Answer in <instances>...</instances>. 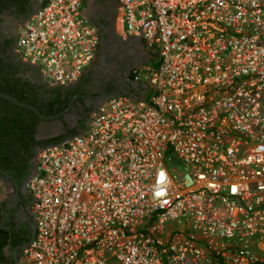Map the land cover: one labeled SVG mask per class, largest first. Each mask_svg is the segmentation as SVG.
I'll return each mask as SVG.
<instances>
[{
	"label": "built area",
	"instance_id": "2783aa9c",
	"mask_svg": "<svg viewBox=\"0 0 264 264\" xmlns=\"http://www.w3.org/2000/svg\"><path fill=\"white\" fill-rule=\"evenodd\" d=\"M81 1L40 0L17 31L19 59L50 86L96 58ZM117 4L119 35L156 67L39 149L16 264H264V0Z\"/></svg>",
	"mask_w": 264,
	"mask_h": 264
},
{
	"label": "flooded vegetation",
	"instance_id": "af4514ba",
	"mask_svg": "<svg viewBox=\"0 0 264 264\" xmlns=\"http://www.w3.org/2000/svg\"><path fill=\"white\" fill-rule=\"evenodd\" d=\"M39 2L0 0V72L10 84L19 79L26 81L34 106L41 114L54 116L43 119L32 111L34 116L27 114L29 126L11 133L14 140L6 139L9 131L4 138L0 136V206L4 223L12 228L11 243L4 249L6 264H16L22 246L34 234L32 195L27 182L35 172L41 143L64 139L84 129L100 104L131 88L132 73L148 53L141 39H123L119 35L117 0H93L88 17L99 29L96 58L72 84L50 86L36 68L21 62L15 50L17 31ZM2 132L1 129L0 135Z\"/></svg>",
	"mask_w": 264,
	"mask_h": 264
},
{
	"label": "trees",
	"instance_id": "16d2710c",
	"mask_svg": "<svg viewBox=\"0 0 264 264\" xmlns=\"http://www.w3.org/2000/svg\"><path fill=\"white\" fill-rule=\"evenodd\" d=\"M156 64L157 63L154 61L152 66L156 67ZM4 82H6V84ZM9 82L10 81L3 77L2 73L0 72V92L10 94L16 97L19 101L25 102L27 104L35 105V99L29 95V92H27L28 84L26 81H21L19 79V81L16 80L15 82H11V84ZM27 114L34 116L32 111L19 107L3 98H0V130H3L0 135L1 138H4L9 131L6 139L14 140L15 136L11 135L12 132H17L21 128L25 130L30 124ZM77 133L78 132L75 134ZM3 134L5 135L3 136ZM2 140L3 139H0V143ZM62 140V138H56L44 141L41 143V148L49 144L61 142ZM11 231L12 228L10 225L4 223L3 211L2 207L0 206V264L6 263L4 249L9 243H11Z\"/></svg>",
	"mask_w": 264,
	"mask_h": 264
},
{
	"label": "crops",
	"instance_id": "0c3cea01",
	"mask_svg": "<svg viewBox=\"0 0 264 264\" xmlns=\"http://www.w3.org/2000/svg\"><path fill=\"white\" fill-rule=\"evenodd\" d=\"M92 1L93 0H82L81 1V13H82V15L84 16L85 19H87L91 24L95 25L91 21V19L88 17V12L91 11V7H92ZM98 31H99V29H98ZM147 52L148 53H145L144 54L147 57V58L145 57L144 59H147V61L145 60L144 62H139V64H138L139 67L140 66L142 67V68H139V69H144V67H148V66L152 65V60H149V58L150 59H151V57H152V59H155L156 58V55L154 53H151L150 51H147ZM135 87H140L146 93L148 92V89H149V87H148V85H147L146 82H138V84H135Z\"/></svg>",
	"mask_w": 264,
	"mask_h": 264
},
{
	"label": "water",
	"instance_id": "95a60500",
	"mask_svg": "<svg viewBox=\"0 0 264 264\" xmlns=\"http://www.w3.org/2000/svg\"><path fill=\"white\" fill-rule=\"evenodd\" d=\"M123 93L125 94V92H123ZM0 98H3L5 100H7V101L19 106V107H22V108H25V109H29V110L33 111L40 118L50 119V118L54 117V116H45V115L41 114L36 106L31 105V104H27V103L22 102V101H19L16 97H14V96H12L10 94L4 93V92H0Z\"/></svg>",
	"mask_w": 264,
	"mask_h": 264
},
{
	"label": "rangeland",
	"instance_id": "374dc122",
	"mask_svg": "<svg viewBox=\"0 0 264 264\" xmlns=\"http://www.w3.org/2000/svg\"><path fill=\"white\" fill-rule=\"evenodd\" d=\"M150 57H151V56H150ZM146 58H147V57H146ZM145 60L147 61V59H143V60L140 61V62H144ZM149 60H152V63L155 61V59H152V57H151V59L149 58ZM137 64H138V63H137ZM137 66H139V65H137ZM138 68H142V67L140 66V67H138ZM125 93H127V94H129V93L132 94V90H131L130 88H128V90H126ZM82 130H83V129H80V130L78 131V133L81 132Z\"/></svg>",
	"mask_w": 264,
	"mask_h": 264
}]
</instances>
